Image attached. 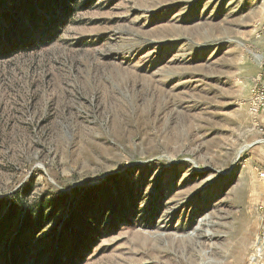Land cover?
Returning <instances> with one entry per match:
<instances>
[{
  "label": "rangeland",
  "instance_id": "rangeland-1",
  "mask_svg": "<svg viewBox=\"0 0 264 264\" xmlns=\"http://www.w3.org/2000/svg\"><path fill=\"white\" fill-rule=\"evenodd\" d=\"M25 1L0 0V34L32 33L0 56V201L31 215L24 263L53 259L94 188L72 264H264V0H52L48 18Z\"/></svg>",
  "mask_w": 264,
  "mask_h": 264
},
{
  "label": "trees",
  "instance_id": "trees-1",
  "mask_svg": "<svg viewBox=\"0 0 264 264\" xmlns=\"http://www.w3.org/2000/svg\"><path fill=\"white\" fill-rule=\"evenodd\" d=\"M26 1L28 4H31L32 0ZM51 2L52 0L38 1L41 8L45 10L46 13L44 14L47 18L48 14L51 16ZM18 6L23 8L24 12L27 11V8L21 6V4ZM32 11L34 13L36 12L35 9H32ZM3 14L7 19L9 18L7 13ZM50 20H52V18H50ZM8 22L12 24L10 20H8ZM7 28L8 27H6V29L2 31V34H0V37H2L4 42L3 44H0V56L30 50L31 44L30 41L27 40L32 36V33H27L30 29L16 30L9 33ZM103 187L104 185L96 186L95 188L103 190ZM92 189L86 190L84 193L85 195L82 200L86 203L82 204V201L80 204L81 207H78V209L72 213L67 220L63 221L60 228L57 230V241L60 244V250L48 264H72V255L75 253V248L88 247V243H86L85 240H88L89 236H91L94 227L87 225L85 220L91 219V223L98 227V216L102 215L103 210L102 205L98 203V200L102 196V192L97 193L98 195H92ZM18 206L17 200H10L6 209L3 211V204L2 201H0V249L6 248L8 253L4 264H25L24 258L32 247L31 238L28 233L33 230L34 223L31 219V215L26 211V207L25 212L22 214L21 211L18 210ZM14 229L16 230V233L13 234L11 240L7 242V235ZM81 230H84V233H80L82 232ZM68 233L70 240L67 241L66 238ZM42 253V251H39L36 257H41Z\"/></svg>",
  "mask_w": 264,
  "mask_h": 264
},
{
  "label": "built area",
  "instance_id": "built-area-1",
  "mask_svg": "<svg viewBox=\"0 0 264 264\" xmlns=\"http://www.w3.org/2000/svg\"><path fill=\"white\" fill-rule=\"evenodd\" d=\"M262 28L264 31V19L262 21ZM250 110L259 115L264 111V60L261 65V73L257 80V85L254 89V94L250 104ZM258 175L261 179L264 180V169H259ZM264 252V224L262 231L255 239L253 253L250 256V260L260 261L262 260V254Z\"/></svg>",
  "mask_w": 264,
  "mask_h": 264
},
{
  "label": "crops",
  "instance_id": "crops-1",
  "mask_svg": "<svg viewBox=\"0 0 264 264\" xmlns=\"http://www.w3.org/2000/svg\"><path fill=\"white\" fill-rule=\"evenodd\" d=\"M258 116H259L261 122H264V111H262Z\"/></svg>",
  "mask_w": 264,
  "mask_h": 264
}]
</instances>
